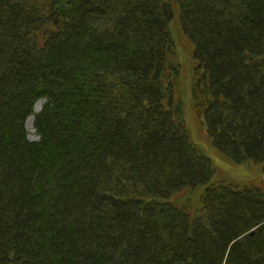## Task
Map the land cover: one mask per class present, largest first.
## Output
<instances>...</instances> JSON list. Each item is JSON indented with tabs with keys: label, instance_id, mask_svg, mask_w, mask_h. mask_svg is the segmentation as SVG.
Listing matches in <instances>:
<instances>
[{
	"label": "trees",
	"instance_id": "obj_1",
	"mask_svg": "<svg viewBox=\"0 0 264 264\" xmlns=\"http://www.w3.org/2000/svg\"><path fill=\"white\" fill-rule=\"evenodd\" d=\"M174 6L209 138L264 169V0H0V264H264V184L190 137Z\"/></svg>",
	"mask_w": 264,
	"mask_h": 264
},
{
	"label": "rangeland",
	"instance_id": "obj_2",
	"mask_svg": "<svg viewBox=\"0 0 264 264\" xmlns=\"http://www.w3.org/2000/svg\"><path fill=\"white\" fill-rule=\"evenodd\" d=\"M41 1L44 3L45 0ZM170 30L175 45L176 58L180 65L178 92L182 100L187 128L192 142L212 160L216 170L214 181L250 187L264 184L263 166L256 165L252 162L243 164L235 163L217 149L209 138L206 124L203 117L197 111L193 95V84L197 66L194 59V45L182 28L177 6H174V17L170 21ZM39 36L43 39L44 33L40 32ZM43 104L44 100L37 102L35 105V114L41 110ZM35 114H32L27 119V129L31 140L39 139L34 127ZM199 193L200 191L181 193L174 195L172 200L196 205L200 196Z\"/></svg>",
	"mask_w": 264,
	"mask_h": 264
}]
</instances>
